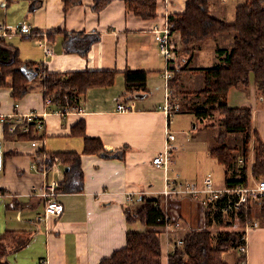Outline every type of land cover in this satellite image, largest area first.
I'll return each instance as SVG.
<instances>
[{
    "label": "crops",
    "instance_id": "0c3cea01",
    "mask_svg": "<svg viewBox=\"0 0 264 264\" xmlns=\"http://www.w3.org/2000/svg\"><path fill=\"white\" fill-rule=\"evenodd\" d=\"M207 1L212 16L233 23L237 7L246 0ZM187 2L157 0L158 15L145 19L130 11L125 0H112L98 12L92 8L94 0H82L68 9L64 8V0H0V24L15 27L26 22L34 32L11 31L4 37L18 49L20 59L37 62L44 73L116 72L112 85L89 87L83 94L81 109L67 113L60 112L55 103H46L39 80H35L30 91L19 100L14 98L11 87H0V116L10 115L18 102L20 114L36 112L46 119L44 132H39L41 137L34 138L38 140V146L32 145L34 139L16 137L10 125L0 121V190L4 191L0 196V236L11 234L5 257L8 263L99 264L126 245L128 230L145 228L138 219L129 221L126 213L147 198L158 199L163 209L183 219L185 229L178 232L181 236L192 229L205 227L204 207L200 200L184 194L168 199L163 195L168 178L174 183L175 176H181L176 170L177 161L173 171L156 167L152 162L165 147L168 129L176 134V150L180 149L177 133L185 131L177 129L176 132L172 117L163 110L166 101L172 104L176 101H172L174 92L164 75L166 61L152 28L169 14L184 12ZM91 31L99 33L100 38L87 53L66 50V33ZM171 36L173 78L176 72L200 76L196 84L199 88L194 87L197 90L202 88L204 80L199 69L220 62L217 48L231 49L234 43L233 33H222L196 42L193 52L183 50L178 32ZM46 46L52 49L51 55L46 53ZM207 50L211 57L205 64L202 61L207 58ZM138 69L147 71L144 90L137 96L134 93L124 96L125 71ZM254 78L251 74L248 85L230 88L227 102L231 107L252 108L253 127L264 142V88L258 89ZM194 92L190 90L184 94L193 96ZM120 102L132 103L134 108L120 111L117 109ZM184 113L195 117L193 113ZM82 123L85 134L75 133ZM88 137L100 140L104 148L115 155L105 157L97 152H86ZM211 141L207 152L199 153L198 160H203L208 170L215 174L219 167L216 165L218 160L210 154ZM255 141L253 138L251 145ZM60 152L81 155L82 191L64 192L59 188L66 167L58 156L53 157L50 165L47 161L49 154ZM235 173V176L239 175V172ZM53 183L57 186L54 198L63 205L62 213L57 216L45 213L51 197L44 193L46 186ZM216 183V187L227 185L226 170L223 179H217ZM259 213L257 209L254 217L260 225L247 233V264H264V219L258 217ZM224 225L214 223L212 230L229 226L226 221ZM160 241L162 264H169L168 256L173 247L168 244L162 229Z\"/></svg>",
    "mask_w": 264,
    "mask_h": 264
},
{
    "label": "trees",
    "instance_id": "16d2710c",
    "mask_svg": "<svg viewBox=\"0 0 264 264\" xmlns=\"http://www.w3.org/2000/svg\"><path fill=\"white\" fill-rule=\"evenodd\" d=\"M111 1L94 0L92 8L98 12ZM125 1L130 11L145 19H152L158 15L157 0ZM81 2L82 0H64V8L68 9ZM167 18L171 34L173 32L180 34L184 45L183 50L194 51L192 46L196 42L213 38L219 32H233V47L231 49L217 48L216 51L221 57L220 62L211 67L199 69L204 76L203 88L193 93L192 100L187 98L186 94L181 93L186 96V101L183 103V109L180 111V107L178 111L193 113L200 121L212 117L215 112L220 113L223 129L215 136L219 144L210 149V154L225 166L227 184L248 182V166H244L241 171L237 170L239 148L224 142L230 133L243 134L240 149L245 158L250 156L251 141L253 138L256 140V157L252 165V174L256 177H264V142L253 127L252 108L250 106L231 107L227 102L229 89L234 86L248 85L251 74L255 77L258 89L264 88V0H246L245 3L239 5L233 23L212 16L207 0H188L184 12L169 14ZM99 38V33L95 31L66 33L64 46L67 51L76 50L85 54ZM115 73L114 70L44 73L37 62L20 59L18 49L0 36V87H11L16 100L24 97L30 91L31 84L39 80L45 100L50 97L59 108L78 109L81 107L83 94L89 87L112 85ZM125 77L124 96L133 93L137 96L139 91L144 90L146 70H127ZM83 123L81 129L77 128L75 133L85 134ZM15 136L34 139L40 138L41 134L35 126H32L29 132L15 133ZM85 151L97 152L105 157L115 155L107 151L100 140L89 137L86 138ZM48 156V165L53 162L54 156H58L60 162L68 167L59 188L64 192L82 191L84 177L81 155L77 152H60ZM229 171H232V177L229 176ZM235 172H239V177L235 176ZM1 192L4 194V191ZM224 204L225 200H219L215 207L208 209L205 227L192 229L185 235L184 245L175 247L169 254V264H229L225 261L223 254L231 248L238 249L245 243L242 239L245 233L244 225L247 221L253 220L257 209L260 211L258 217L264 219V200L249 209L248 217L244 211H239L231 221H227V225L231 224L233 228L225 227L214 234L212 230L214 223L217 226H225V218L221 213ZM126 214L129 221L138 219L145 228L128 230L126 245L116 250L112 256L102 259L99 264H162L160 232L164 221L162 220L163 209L159 205V200L144 199L141 205L135 210H128ZM10 235L0 236V264H10L5 259L9 249L6 239ZM235 264H247L246 255L240 253Z\"/></svg>",
    "mask_w": 264,
    "mask_h": 264
},
{
    "label": "built area",
    "instance_id": "2783aa9c",
    "mask_svg": "<svg viewBox=\"0 0 264 264\" xmlns=\"http://www.w3.org/2000/svg\"><path fill=\"white\" fill-rule=\"evenodd\" d=\"M11 31H19L25 34H31L32 28L26 22L20 23L18 26L12 27L9 25L0 24V36L5 37ZM155 41L157 42L160 53L163 55L167 70L164 75L166 77L167 84L170 83V80L173 78V71L170 69V63L174 58V51L171 44V28L169 27L168 18L164 19L162 22H158L152 28ZM45 51L48 55L52 54V49L50 47H45ZM171 95V90L168 92V97ZM46 103H53L52 98H47ZM14 111L10 115L0 116V121L8 123L10 125L11 132L14 133H27L30 131L32 126H35L38 132H44L46 119L44 115H40L36 112H29L25 115L20 114L18 111L19 103H15ZM134 105L126 104L123 102L118 103L117 109L120 111L132 110ZM180 108L179 104H172L170 101H166V104L163 106V110L169 115L172 116L173 111H178ZM81 108H59L58 110L62 113L71 112L74 110L79 111ZM166 144L164 149L159 152L152 160L153 164L156 167L174 170V164L176 163L174 152L176 150V134L169 129L165 133ZM33 146H38V140H32ZM58 159L57 157L55 158ZM245 160H241V163ZM242 167V168H241ZM244 166L239 164L238 170H243ZM253 175V174H252ZM254 176V175H253ZM179 175L175 176V180H170L168 178L166 187L163 191V195L168 198H174L181 194L190 195L194 199L200 200L204 207L205 220L207 218L208 209L212 206H216L219 200H225L224 206L221 208V213L225 218L224 221H231L235 217L236 213L239 211H244L246 217H248L249 209L257 206L262 200H264V177L254 176L253 183H236V184H227L223 187H216L213 177L208 175L203 181V188H199L197 184L192 182H181L179 181ZM239 177V175L237 176ZM247 177L249 175L247 174ZM238 179V178H237ZM56 183L46 186L47 192L44 194L48 197H51L48 201L45 209L46 215L57 216L63 211V205L57 199L54 198L56 195ZM0 191V196H2ZM160 205V203H159ZM162 208V206L160 205ZM163 209V208H162ZM42 219V216L39 217ZM164 224L161 226L163 233L167 235L168 244L171 243L173 250L175 247H180L184 245L185 235L189 232H186L181 236L178 232L184 231L183 219L179 216L172 215L169 210L163 209V219ZM260 225L259 220L253 217L252 221H247L244 225V235L242 236L243 241L245 242L242 246L238 248V251L242 254H245L247 251V233ZM229 224L228 227H230ZM223 227V226H222ZM234 227V226H233ZM239 226H237L238 228ZM243 228V226H242Z\"/></svg>",
    "mask_w": 264,
    "mask_h": 264
},
{
    "label": "rangeland",
    "instance_id": "374dc122",
    "mask_svg": "<svg viewBox=\"0 0 264 264\" xmlns=\"http://www.w3.org/2000/svg\"><path fill=\"white\" fill-rule=\"evenodd\" d=\"M222 33H233V32H219L217 35H220ZM214 36V37H217ZM196 45V44H194ZM192 49L194 50V46H192ZM194 52V51H193ZM183 53V51H181ZM207 55V58H204L202 62H205V64H208V60L211 57L210 52L207 50L205 52ZM194 55V53H192ZM177 78H173V82L171 80V84L168 83V86H172L174 94H172V101H176V103L179 104L181 107L180 111L183 109V103L186 101V96L179 93H185L187 91H199L203 88L202 85L204 83L202 82L201 86L202 88L197 90L194 87H196V84L200 81V76H195V74H191L189 72H179L175 73ZM195 84V85H194ZM199 88V87H196ZM179 92V93H178ZM190 98L192 100L194 96L188 95L187 98ZM202 101V100H201ZM175 103V102H174ZM176 112V111H175ZM172 121L173 126L175 127V131L177 129H185L184 132L177 133L178 135V145L180 149L177 148L175 152V157L177 161L176 170H179L180 173L179 181L181 182H192L198 185L199 188H203V181L206 176L211 175L213 177L214 183L217 185L216 180L217 179H223L224 171L226 168H224L223 164L216 161V165L218 170L214 174L211 170H208V167L205 166V162L203 160L199 162L198 155L202 151L207 152V145L211 141V147H216L218 143L217 137H215L218 133V131H221V120L222 116L219 112H215L212 117L205 119V121H200V119L195 118L193 115H190L189 113H174L172 114ZM195 124V125H194ZM195 126V127H194ZM187 134V135H186ZM186 136L185 140L183 137ZM213 137V138H212ZM227 142V144L231 146L238 147L237 155V165L241 164L243 166H248V182L253 183L254 182V176L252 175V165L254 163L255 157H256V147L257 142H253V145H251V152L249 158H245L241 151V146L243 143V134L241 133H230L228 138L224 141ZM254 148V151H253ZM248 159V162H247ZM241 160H245V162L241 163ZM177 172V173H178ZM229 176L232 177V171H229ZM224 184V183H222ZM135 210V209H134ZM238 226V225H237ZM233 228V225L230 226ZM230 228V229H231ZM213 233H218L217 228H213ZM7 243L9 242V237L6 239ZM5 241V242H6ZM240 255V252L237 248H231L227 252L223 254V257L226 262L229 264H235L237 257Z\"/></svg>",
    "mask_w": 264,
    "mask_h": 264
},
{
    "label": "water",
    "instance_id": "95a60500",
    "mask_svg": "<svg viewBox=\"0 0 264 264\" xmlns=\"http://www.w3.org/2000/svg\"><path fill=\"white\" fill-rule=\"evenodd\" d=\"M0 151H1V143H0ZM0 168H1V153H0ZM68 170V167H66V171Z\"/></svg>",
    "mask_w": 264,
    "mask_h": 264
}]
</instances>
